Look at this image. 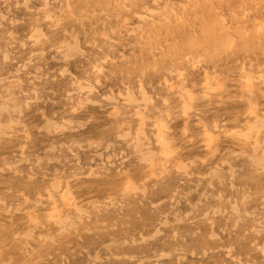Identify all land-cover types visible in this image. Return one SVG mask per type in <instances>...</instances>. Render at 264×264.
<instances>
[{
  "label": "rangeland",
  "instance_id": "rangeland-1",
  "mask_svg": "<svg viewBox=\"0 0 264 264\" xmlns=\"http://www.w3.org/2000/svg\"><path fill=\"white\" fill-rule=\"evenodd\" d=\"M102 1L0 0V264H264V0Z\"/></svg>",
  "mask_w": 264,
  "mask_h": 264
},
{
  "label": "bare ground",
  "instance_id": "bare-ground-1",
  "mask_svg": "<svg viewBox=\"0 0 264 264\" xmlns=\"http://www.w3.org/2000/svg\"><path fill=\"white\" fill-rule=\"evenodd\" d=\"M93 1V0H92ZM99 1V0H98ZM104 1V0H103ZM102 1V2H103ZM204 1V0H203ZM224 1V0H223ZM230 1V0H229ZM94 2H95V0H94ZM97 2V1H96ZM106 2V1H105ZM104 2V3H105ZM108 2V1H107ZM120 2V1H119ZM201 2V1H200ZM205 2V1H204ZM215 2H217V1H215ZM219 2H221V1H219ZM219 2H218V4H219ZM231 2V1H230ZM89 3V2H88ZM87 3V4H88ZM124 3V2H123ZM127 3V2H126ZM223 3V2H222ZM86 4V3H85ZM85 4H83V5H85ZM86 4V5H87ZM215 4V3H214ZM225 4V3H224ZM223 4V5H224ZM227 4V3H226ZM97 5H98V3H97ZM123 6V5H122ZM76 7V6H75ZM91 7V6H90ZM116 7V6H115ZM120 8V7H119ZM205 9V8H204ZM204 9H201V10H204ZM70 10V9H69ZM134 10V9H133ZM126 12V11H125ZM202 13L204 12V11H201ZM206 12V11H205ZM73 14H74V12H73ZM72 15V14H71ZM122 15V14H121ZM120 15V16H121ZM116 17V16H115ZM124 17H126L125 16V14H124ZM172 18V17H171ZM223 19V18H222ZM221 19V20H222ZM122 20V19H121ZM196 20V19H195ZM119 21V20H118ZM225 26V25H224ZM132 27V26H131ZM140 28V27H139ZM139 28H137V29H139ZM38 30V29H37ZM178 31V30H177ZM10 32V31H9ZM150 32H152V31H150ZM248 32V31H247ZM144 33V32H143ZM169 33V32H168ZM179 34V33H178ZM37 37V36H36ZM146 37V36H145ZM148 37V36H147ZM224 44V43H223ZM73 48H74V46H73ZM77 48V47H76ZM75 48V49H76ZM78 49V48H77ZM74 50V49H73ZM65 53V52H64ZM73 53V52H72ZM7 55V54H6ZM195 66V65H194ZM213 75V74H212ZM210 76V75H209ZM247 77V79L248 80H251V77L252 76H246ZM247 85L249 86L248 88L252 91V88H253V85L251 86V84H248L247 83ZM220 86V85H219ZM141 87V86H140ZM192 88V87H191ZM263 90V89H262ZM178 93V92H177ZM145 94V93H144ZM135 95V94H134ZM188 96V95H187ZM192 92L190 91L189 92V97L190 98H192ZM145 97V96H144ZM136 98V97H135ZM148 99V98H147ZM136 100V99H135ZM134 103V102H133ZM135 103H137V102H135ZM134 103V104H135ZM144 103V102H143ZM131 104V103H130ZM127 105V104H126ZM1 106V109L3 110L5 107H6V105L5 104H1L0 105ZM129 106V105H128ZM136 109V108H135ZM253 110V109H252ZM137 111V110H136ZM139 111V110H138ZM183 112H185V111H183ZM142 113V112H141ZM135 115V114H134ZM137 115V114H136ZM151 116V115H150ZM257 117V119H255V121L256 122H262V123H264V116L263 117H259V116H256ZM254 121V122H255ZM48 126H51L52 125V122H48V123H46ZM141 124V123H140ZM140 124H138V125H140ZM56 125V124H55ZM163 125V124H162ZM138 127V126H137ZM232 127V126H231ZM262 127V126H261ZM250 130H248V129H246L245 131H243V129L242 130H235V131H237V133L239 134V135H243V136H245V137H247L248 138V136H251V128H253V126L252 125H250ZM141 130H143V129H141ZM140 130V131H141ZM264 130V127L263 128H261L260 130H258V131H256L255 133H256V136H254V137H252L251 136V139L249 140V141H251L253 138V147L254 148H258V146L261 144L260 143V141H261V139H260V136H261V133L262 132H260V131H263ZM137 131V130H136ZM164 131V130H163ZM129 132V131H128ZM225 132V131H224ZM223 133V132H222ZM121 134V133H120ZM219 135V134H218ZM136 136H138V135H136ZM145 136V135H144ZM120 137H121V135H120ZM146 137V136H145ZM150 137V136H149ZM216 137V136H215ZM138 138H139V136H138ZM137 138V139H138ZM162 138V137H161ZM163 139V138H162ZM210 139V138H209ZM215 139V138H214ZM239 139V138H238ZM216 140V139H215ZM240 140V139H239ZM137 142V141H136ZM206 142H208V141H206ZM263 142H264V139H263ZM210 143V142H209ZM138 144H139V142H138ZM208 144V143H207ZM264 144V143H263ZM134 145V144H133ZM148 146V145H147ZM135 147V146H134ZM161 147H163V146H161ZM215 148H213V150H214ZM145 150V149H144ZM149 150V149H148ZM167 151L169 150V148L167 147V149H166ZM212 150V149H211ZM263 151H264V149H263ZM165 152V151H164ZM169 152V151H168ZM166 154H167V152H165ZM230 153V152H229ZM242 153V152H241ZM244 153H245V151H244ZM144 154V153H143ZM150 154V153H149ZM76 155V154H75ZM151 155V154H150ZM245 155V154H244ZM205 156V155H204ZM250 156V155H249ZM248 156V157H249ZM251 159H252V161H254V162H256V163H259V164H261L263 167H264V154L262 153V155L259 157V158H257V156L255 157V155H253L252 157H251ZM152 160V159H151ZM248 161H250V160H248ZM178 164V163H177ZM181 164V163H180ZM159 166V165H158ZM159 169H161V168H159ZM177 169V168H176ZM180 169V168H179ZM91 171V170H90ZM150 171H151V169H150ZM149 171V172H150ZM260 171H262L261 169H260ZM213 175V174H212ZM232 177V176H231ZM219 179V178H218ZM221 180V179H220ZM55 182H57V181H55ZM209 182V181H208ZM61 183V182H60ZM231 183V182H230ZM57 185V184H56ZM127 187L126 188H129V189H132V188H136V186L134 185V184H132V182H129V183H127V185H126ZM57 187V186H56ZM123 193V192H122ZM51 196V195H50ZM64 197L68 200L69 199V194L68 193H64ZM73 199V198H72ZM74 201H75V199H74ZM72 202H73V200H72ZM69 204V203H68ZM54 207V206H53ZM234 208V207H233ZM80 209H81V207H80ZM79 209V210H80ZM83 209V208H82ZM235 210H236V212H238L239 213V210H238V208H236V206H235ZM225 211V210H224ZM83 212V211H82ZM85 212H86V210H85ZM220 212V211H219ZM28 215H30V213L28 214ZM52 217H59L58 216V214H57V211L56 210H54V215L52 216ZM72 219V218H71ZM10 220V219H9ZM35 221H37V220H35ZM70 225H75L74 223H72L71 221H69L68 222ZM63 228H65V226H63ZM61 229V228H60ZM155 235V234H154ZM212 235H216V234H212ZM218 235V234H217ZM263 247H264V245H263ZM249 264H254V263H252V262H249Z\"/></svg>",
  "mask_w": 264,
  "mask_h": 264
}]
</instances>
